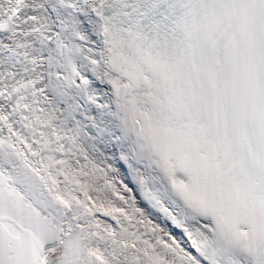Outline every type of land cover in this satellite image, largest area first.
<instances>
[{
  "label": "snow or ice",
  "instance_id": "obj_1",
  "mask_svg": "<svg viewBox=\"0 0 264 264\" xmlns=\"http://www.w3.org/2000/svg\"><path fill=\"white\" fill-rule=\"evenodd\" d=\"M0 264H264V0H0Z\"/></svg>",
  "mask_w": 264,
  "mask_h": 264
}]
</instances>
